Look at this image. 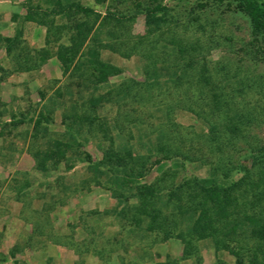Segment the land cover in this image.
<instances>
[{
	"label": "rangeland",
	"instance_id": "374dc122",
	"mask_svg": "<svg viewBox=\"0 0 264 264\" xmlns=\"http://www.w3.org/2000/svg\"><path fill=\"white\" fill-rule=\"evenodd\" d=\"M10 1L22 14L12 16L15 45L0 56V264H233L210 240L192 241L183 255L177 235L190 225L187 198L169 193L212 168L249 170L248 203L264 188V62L247 18L207 0ZM156 5L166 10L147 21ZM26 6H67L45 17L48 44L46 28L23 19ZM78 22L92 28L85 46L98 51L96 85L87 63L63 74L56 58ZM174 72H185L176 84ZM78 116L75 136L65 127ZM86 119L106 124V133ZM215 125L230 142L209 143ZM112 140L147 156L135 183L91 169L87 157L101 160ZM168 147L174 152L163 158ZM147 187L155 195L144 204L156 210L148 217L136 196Z\"/></svg>",
	"mask_w": 264,
	"mask_h": 264
},
{
	"label": "trees",
	"instance_id": "16d2710c",
	"mask_svg": "<svg viewBox=\"0 0 264 264\" xmlns=\"http://www.w3.org/2000/svg\"><path fill=\"white\" fill-rule=\"evenodd\" d=\"M207 1L219 4L225 3L232 11L240 13L247 18L250 35L257 43V54L259 59L264 62V0ZM67 6H75L84 14L93 13L91 9L82 7L79 4L74 5L73 3V5ZM66 7L42 9L39 6H26V15L23 19L25 21H34L38 25L44 26L46 28L45 41L48 44L52 25L49 26L46 23L45 17L63 15ZM164 10H166V7L156 5L154 10L146 11L145 18L147 21L154 19L156 11L163 12ZM105 17L108 18L109 13H106ZM151 24L157 26L159 23H146L147 26ZM85 25V23L78 22L74 23L70 28L68 27L71 30L69 44L59 43L56 45V58L62 67L63 74H66L73 64L75 66L76 62H81L82 66L87 63L85 70L87 69L93 77L95 81L93 80L92 83L96 85L99 78H96L94 71L98 70L96 67L98 51L90 44L85 46L88 34L92 30L91 27H86ZM3 41L6 45V53L10 54L11 47L15 45L17 37L4 38ZM174 47L176 50V46ZM178 51L182 52L181 49H178ZM184 75L185 72L181 74L174 72L168 79L170 78L176 84V82L182 80ZM150 76L154 78L155 82L161 77L160 74L158 75L155 72ZM199 78L200 82L208 83V79L205 76H200ZM213 103L216 105L218 102L213 101ZM80 118L79 116L76 117L71 125L65 127L68 133L74 132V135L77 136L76 133L81 130V127L77 125L76 121ZM41 119L35 121V126L41 125ZM43 119L45 120V118ZM90 120L86 119V122L89 123L91 129L106 133V124L98 125L92 122L93 120ZM207 128L209 143L219 145L223 144L224 141H231L230 137H223L222 139V134L225 132L222 133L216 125L208 126ZM232 130L236 131V129ZM175 150L177 152L179 148H175ZM164 152L163 158H170L172 155L169 154L174 151L171 147H168ZM146 158L147 156L136 152L133 146L127 142L115 145L112 140L110 146L105 149L101 160L93 162L89 157H87V160L94 172L100 175H107L111 183H113V180L115 182L124 180L125 182L135 183L138 178L144 176ZM160 161L156 159L153 164H159ZM256 164L253 161V166ZM216 169H210L204 177L193 176L190 181H184L178 186L176 195L175 193H169L172 197L176 196L178 201L183 202V198H187L185 209L190 213V225L187 226L186 233L180 231L177 235V238L184 245L183 255L189 256L191 254L192 241L210 240L217 250H225L234 257L233 264H264V188L254 194L252 203H248L244 199V191L254 187L249 170L246 169L245 172L243 170L241 173L240 170L230 171L229 169H224L223 172H217ZM237 175L239 176L237 177ZM124 183L121 186H124ZM245 187L247 190L245 189L242 192ZM115 191L113 188V193ZM154 195L155 193L150 187L140 190L136 194L137 197L140 196L142 202L141 215L148 217L150 214H156L154 209L148 212L147 205L144 204V200L149 201V197ZM127 198L124 197L121 201L125 203ZM183 208V204L180 203L178 211H184L185 209ZM120 211H125L124 205H122ZM153 220L151 219L150 222ZM155 228L161 229L160 225ZM148 229H152V227L149 225ZM165 235L170 236L169 233ZM197 264H201L200 258L197 260Z\"/></svg>",
	"mask_w": 264,
	"mask_h": 264
},
{
	"label": "crops",
	"instance_id": "0c3cea01",
	"mask_svg": "<svg viewBox=\"0 0 264 264\" xmlns=\"http://www.w3.org/2000/svg\"><path fill=\"white\" fill-rule=\"evenodd\" d=\"M21 8L19 6V3L16 1H10V0H0V38H11L14 35V28L16 26V23L14 22V17L20 14ZM38 32L41 34V30ZM5 48L0 49V56L4 53Z\"/></svg>",
	"mask_w": 264,
	"mask_h": 264
}]
</instances>
